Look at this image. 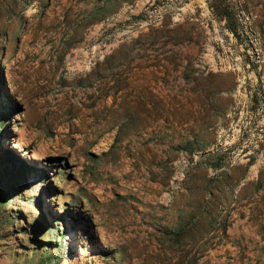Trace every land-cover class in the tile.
Instances as JSON below:
<instances>
[{
	"label": "rangeland",
	"instance_id": "obj_1",
	"mask_svg": "<svg viewBox=\"0 0 264 264\" xmlns=\"http://www.w3.org/2000/svg\"><path fill=\"white\" fill-rule=\"evenodd\" d=\"M245 3L261 65L238 33L236 0H0V264H264V0ZM183 8L203 22L178 20ZM229 35L239 69L207 71L204 42L230 54ZM156 46L194 48L197 73L235 76L209 149L162 150L175 119L164 101L136 97L121 65ZM163 58L173 72L182 61Z\"/></svg>",
	"mask_w": 264,
	"mask_h": 264
},
{
	"label": "crops",
	"instance_id": "obj_2",
	"mask_svg": "<svg viewBox=\"0 0 264 264\" xmlns=\"http://www.w3.org/2000/svg\"><path fill=\"white\" fill-rule=\"evenodd\" d=\"M131 51L128 63L122 60L121 65L128 67L129 76L130 72L133 74L130 78L136 85L134 95L142 97L147 92L164 101L163 106L175 119L170 130H164L169 125L163 122L160 131L162 150L169 151L193 140L204 150L209 149L216 141V128L225 123V115L232 106L235 76L231 73H197L194 68L197 51L187 46L135 47ZM146 55L153 56L150 57L152 65L148 68L143 60ZM171 55L182 56L176 72L170 68L173 64L163 58ZM135 105L131 102L129 107ZM197 119L205 121L197 122ZM163 160H168V157L164 156ZM210 193L212 196L215 191L211 189Z\"/></svg>",
	"mask_w": 264,
	"mask_h": 264
},
{
	"label": "built area",
	"instance_id": "obj_3",
	"mask_svg": "<svg viewBox=\"0 0 264 264\" xmlns=\"http://www.w3.org/2000/svg\"><path fill=\"white\" fill-rule=\"evenodd\" d=\"M183 12L184 14L180 15L178 20H192L198 23L203 22V20L192 16V14H194L193 9H190L188 12L187 9L183 8ZM236 13L239 25L238 33L245 40L247 53L251 56V58H256L257 64L261 65L263 62L262 43L259 35L254 30V17L246 6L245 0H236ZM229 40L230 54L226 55H221L217 51L219 49L218 42L215 44L210 38H207V40L204 42L202 53L200 55V62L202 66H204V68H208L207 71H222L225 69L236 71L238 67H236V63H234V61L238 58L233 57V52H231V47L234 41V35L230 36ZM220 43L222 44V47H224V40H220Z\"/></svg>",
	"mask_w": 264,
	"mask_h": 264
},
{
	"label": "bare ground",
	"instance_id": "obj_4",
	"mask_svg": "<svg viewBox=\"0 0 264 264\" xmlns=\"http://www.w3.org/2000/svg\"><path fill=\"white\" fill-rule=\"evenodd\" d=\"M11 112H12V108H10V105H9V107H8V113H7V117L8 116H10L11 115ZM13 131H14V133H12V132H7L6 131V137L7 138H9V137H11V135H13L14 134V136L17 134V131L15 130V128L13 129ZM22 135V134H21ZM22 142V141H21ZM23 145V144H22ZM13 148H14V150L16 151V152H21L20 153V155H23V156H25L26 154H25V152L23 151V149H22V146H21V144H20V141L19 140H17L16 141V143H15V145L13 146ZM30 153V152H29ZM41 156H43V155H41ZM24 158V157H23ZM26 158L27 159H29V161L28 162H30V164H32V165H35V166H40V164H43V159L39 156V155H37L35 152L31 155V156H26ZM46 184V183H45ZM47 185V187H43V188H40V186H39V188H38V190L41 192V190L42 189H44V191H45V193H46V195H47V197H46V199H45V205L46 206H48L49 208H50V210H52L53 208H54V205H55V203H56V198H55V196L53 195V194H51L52 193V190L54 191V189L51 187V184H46ZM43 186V185H42ZM41 186V187H42ZM50 190H51V192H50ZM58 200H59V202L61 201L59 198H58ZM52 201V202H51ZM58 205H59V209H58V213H57V215L56 216H59L60 214H62L63 212H64V207H63V204L62 203H58ZM87 226H85V227H83V225L82 226H79L78 227V233H80V235H82V232H83V230L86 228ZM104 244V243H103ZM106 244H104V246H105ZM106 247V246H105ZM82 257V256H81ZM83 258H81L80 260H70L69 258H66V259H64V261H63V263L62 264H83Z\"/></svg>",
	"mask_w": 264,
	"mask_h": 264
},
{
	"label": "water",
	"instance_id": "obj_5",
	"mask_svg": "<svg viewBox=\"0 0 264 264\" xmlns=\"http://www.w3.org/2000/svg\"><path fill=\"white\" fill-rule=\"evenodd\" d=\"M3 84H5V81H4V78H1V88H0V96H1V94H3ZM2 92V93H1ZM7 119H9V118H7ZM10 121V120H9ZM10 123V122H9ZM6 128H7V125L6 124H4V126H3V131H4V134H5V131H6ZM15 158H16V160H17V164H20V163H22V162H26L24 159H23V157H21L19 154H15Z\"/></svg>",
	"mask_w": 264,
	"mask_h": 264
}]
</instances>
